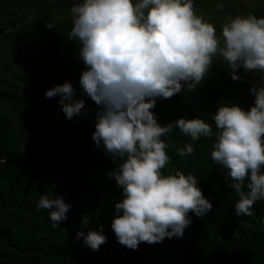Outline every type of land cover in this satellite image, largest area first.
I'll return each instance as SVG.
<instances>
[{"label":"trees","instance_id":"1","mask_svg":"<svg viewBox=\"0 0 264 264\" xmlns=\"http://www.w3.org/2000/svg\"><path fill=\"white\" fill-rule=\"evenodd\" d=\"M80 2L0 0V264H264V201L253 205L250 216H237L239 197L211 160L215 137H201L194 154L182 159L176 147L192 141L178 129L162 137L170 156L164 172L196 176L213 205L211 211L203 218L189 213L192 224L182 238L141 243L137 250L117 242L111 223L122 189L108 177L117 165L102 147H93L98 106L80 96V43L68 39L74 19L70 8ZM263 2L227 0L219 10L218 3L208 0L213 15L206 20L219 35L229 18L264 17ZM201 6L194 0L198 15ZM239 74L244 80L233 81L223 60L213 57L209 74L196 90L185 86L169 99H157L153 111L158 122L165 126L180 117L203 118L215 133L212 116L219 106L253 105L249 89L258 76L243 70ZM65 81L86 100L89 115L68 120L59 97L46 98V90ZM45 193L72 204L60 226L53 227L46 210L36 209ZM100 225L107 241L92 251L77 233L87 234Z\"/></svg>","mask_w":264,"mask_h":264},{"label":"clouds","instance_id":"2","mask_svg":"<svg viewBox=\"0 0 264 264\" xmlns=\"http://www.w3.org/2000/svg\"><path fill=\"white\" fill-rule=\"evenodd\" d=\"M70 13L68 39L79 41L84 64L80 96L98 106L93 147H102L117 165L108 177L122 189L111 223L117 242L137 250L141 243L182 238L192 224L189 213L203 218L211 211L196 176L164 172L170 156L162 137L174 129L192 141L176 147L182 159L194 154L201 137H215L211 160L239 197L236 215L250 216L253 205L264 201V17L229 18L217 35L215 25L196 13L194 0H81ZM217 55L233 81L244 80L240 70L258 76L249 89L253 105L219 106L212 116L215 133L203 118L180 117L162 126L153 111L157 99H169L185 86L196 90ZM45 96L59 97L68 120L90 114L70 81L46 90ZM71 208L63 196L47 193L36 203L53 227L67 219ZM81 238L92 251L107 241L102 225L78 232Z\"/></svg>","mask_w":264,"mask_h":264},{"label":"rangeland","instance_id":"3","mask_svg":"<svg viewBox=\"0 0 264 264\" xmlns=\"http://www.w3.org/2000/svg\"><path fill=\"white\" fill-rule=\"evenodd\" d=\"M199 1L202 2V6L201 7L203 9L200 12L202 14L199 13V15L202 16V17H204L205 20L206 19H209L210 16L213 15V12H211V6L207 4V1L208 0H199ZM210 1L215 2V3L220 2L219 0H210ZM229 1L233 2L235 0H229ZM251 1L254 2V4H259V5L261 4V2H263L262 0H261V2H258V0H251ZM224 2H225V5L227 6V0H224ZM262 4H264V2ZM0 59H3V53L1 51V49H0Z\"/></svg>","mask_w":264,"mask_h":264}]
</instances>
